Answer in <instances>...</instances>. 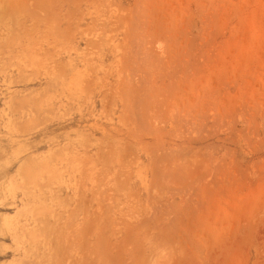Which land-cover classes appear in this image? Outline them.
I'll list each match as a JSON object with an SVG mask.
<instances>
[{"label": "rangeland", "instance_id": "rangeland-1", "mask_svg": "<svg viewBox=\"0 0 264 264\" xmlns=\"http://www.w3.org/2000/svg\"><path fill=\"white\" fill-rule=\"evenodd\" d=\"M0 153V264H264V0H0Z\"/></svg>", "mask_w": 264, "mask_h": 264}, {"label": "bare ground", "instance_id": "bare-ground-1", "mask_svg": "<svg viewBox=\"0 0 264 264\" xmlns=\"http://www.w3.org/2000/svg\"><path fill=\"white\" fill-rule=\"evenodd\" d=\"M27 17V16H26ZM41 18V17H40ZM35 19V18H34ZM36 28V27H35ZM35 31V30H34ZM40 33V32H39ZM53 39V38H52ZM45 40V39H44ZM19 41V40H18ZM48 43V42H47ZM56 43V42H55ZM52 44V43H51ZM47 45V44H46ZM20 46H21V44H20ZM38 47V46H37ZM23 50V49H22ZM39 50V49H38ZM43 50V49H42ZM61 50V49H60ZM53 51V50H52ZM72 51V50H71ZM32 52V51H31ZM37 52V51H36ZM46 52V51H45ZM50 54V53H49ZM94 55V54H93ZM85 61V60H84ZM87 64H89V63H87ZM100 67V66H99ZM77 70V69H76ZM2 74V73H1ZM101 79V78H100ZM4 81V80H3ZM93 85V84H92ZM83 90V89H82ZM73 92V91H72ZM11 97V96H10ZM76 98H77V96H76ZM10 99V98H9ZM43 99H46V97L45 98H43ZM49 100V99H48ZM47 100V101H48ZM54 100V99H53ZM43 102V101H42ZM10 104V103H9ZM29 104V103H28ZM34 104V103H33ZM43 105V104H42ZM8 107V106H7ZM9 108V107H8ZM30 109H31V107H30ZM102 109H104V108H102ZM23 110V109H22ZM4 112V111H3ZM23 113V112H22ZM34 113V112H33ZM23 115V114H22ZM158 115V114H157ZM123 117V116H122ZM151 122V121H150ZM8 125V124H7ZM140 125V124H139ZM6 126V125H5ZM10 126V125H9ZM160 127V126H159ZM156 128V127H155ZM138 129V128H137ZM139 130H140V128H139ZM156 130V129H155ZM161 130V129H160ZM144 131V130H143ZM158 131V130H157ZM157 131H155V132H157ZM148 132H150V130L148 131ZM154 132V131H153ZM147 133V132H146ZM147 135L149 136V133H147ZM148 144V143H147ZM107 149H109V148H107ZM111 149V148H110ZM123 150V149H122ZM121 150V151H122ZM155 151V150H154ZM108 152V151H107ZM131 152H132V150H131ZM158 153V152H157ZM121 154V153H120ZM0 155H1V153H0ZM70 155V154H69ZM109 155H110V153H109ZM161 155V154H160ZM108 156V155H107ZM156 156V155H155ZM76 158V157H75ZM91 158V157H90ZM89 158V159H90ZM108 159H109V157H108ZM72 160V159H71ZM74 160V159H73ZM162 160V159H161ZM65 161V160H64ZM121 161V160H120ZM156 161H157V159H156ZM163 161V160H162ZM173 161H175V160H173ZM93 162V161H92ZM152 162H154V161H152ZM159 162H160V159H159ZM157 164V163H156ZM170 164V163H169ZM106 165V164H105ZM128 165H129V163H128ZM154 165H155V163H154ZM65 166V165H64ZM158 166V165H157ZM165 166H167V165H165ZM41 167V166H40ZM73 167V166H72ZM151 168H152V166H151ZM183 168V167H182ZM43 169V168H42ZM67 169V168H66ZM98 169V168H97ZM154 169V168H153ZM152 169V170H153ZM178 169V168H177ZM35 170H38V169H35ZM166 170V169H165ZM174 170H176V168L174 169ZM34 171V170H33ZM55 171H56V168H55ZM54 171V172H55ZM84 171V170H83ZM106 171H107V169H106ZM177 171V170H176ZM179 171H180V169H179ZM34 172H37V171H34ZM85 172V171H84ZM83 172V173H84ZM161 172V171H160ZM173 173V172H172ZM171 173V174H172ZM56 174V173H55ZM153 174H154V172H153ZM165 174H166V172H165ZM168 174H170V172L168 173ZM140 175V174H139ZM159 175V174H158ZM73 179V178H72ZM32 182H33V180H32ZM31 181H30V183H32ZM35 182V181H34ZM38 182V181H37ZM39 183V182H38ZM127 184V183H126ZM65 185V184H64ZM12 186V185H11ZM34 186V185H33ZM21 187V186H20ZM22 188H23V186H22ZM149 188V187H148ZM15 189V188H14ZM20 189V188H19ZM105 190V189H104ZM148 190V189H147ZM79 191V190H78ZM133 193V192H132ZM151 195V194H150ZM4 197V196H3ZM151 197V196H150ZM132 198V197H131ZM78 205V204H77ZM76 205V206H77ZM127 205V204H126ZM75 207V206H74ZM74 209V208H73ZM36 210V209H35ZM37 211V210H36ZM73 211V210H72ZM31 212V211H30ZM85 212V211H84ZM37 212H35V214H36ZM50 213V212H49ZM32 214V213H31ZM33 214H34V212H33ZM53 215V214H52ZM28 216V219H25L24 221L25 222H22V223H20L19 221L17 222L16 220V223L14 222V223H12V221H11V223H6L5 224V227H6V229L7 230H9L10 231V234H11V231H13V233H14V235H15V242L16 241H18V242H22L23 240H24V242L26 241V243H28L30 246H35L36 245V243H34L35 242V239H37V237L38 236H40V231H43V232H45L44 230L45 229H43L42 230V228H44L43 227V222L41 221V220H39V219H37V218H35V216H33L32 218H29V215H27ZM30 217H31V215H30ZM40 217V216H39ZM43 220V219H42ZM96 220V219H95ZM30 221H32V223H34V226L32 227V228H29V223L28 222H30ZM10 222V221H9ZM46 222H48V221H46ZM58 222V221H57ZM60 223V222H59ZM45 224V223H44ZM53 224V223H52ZM60 225V224H59ZM44 226H46V224L44 225ZM53 226H54V224L52 225V226H50V229H53ZM61 226V225H60ZM55 227V226H54ZM57 228V227H56ZM55 229V228H54ZM59 229V228H58ZM104 229V228H103ZM115 229V228H114ZM114 231V230H113ZM42 234V233H41ZM41 236H44V233L41 235ZM23 238V239H22ZM83 238V237H82ZM13 239H14V237H13ZM20 240V241H19ZM71 242V241H70ZM123 242H124V240H123ZM25 243V244H26ZM37 243H38V241H37ZM59 243V242H58ZM68 243V242H67ZM66 243V244H67ZM20 244V243H19ZM21 245V244H20ZM120 245V244H119ZM48 246V245H47ZM72 247V246H71ZM114 247V246H113ZM94 248V247H93ZM108 248H109V246H108ZM119 248V247H118ZM36 249V248H35ZM52 248H50V250H51ZM54 249V251H55V248H53ZM62 250V249H61ZM100 252V251H99ZM27 252L25 251V253H23L24 255L26 254ZM28 255V254H27ZM26 255V256H27ZM51 256V255H50ZM29 257V256H28ZM54 257V256H53ZM27 259V258H26ZM83 260V259H82ZM101 260V259H100ZM24 261H26L25 260V258H24ZM32 261V260H31ZM27 262V261H26ZM35 262H36V259H35ZM37 262H38V260H37ZM36 262V263H37ZM83 262H84V260H83ZM101 262V261H100ZM110 262V261H109ZM30 263V262H29ZM32 263H33V261H32ZM115 263V262H114ZM22 264H24V262L22 263ZM27 264V263H26ZM57 264V263H56Z\"/></svg>", "mask_w": 264, "mask_h": 264}]
</instances>
